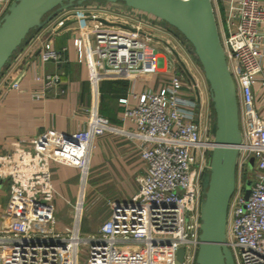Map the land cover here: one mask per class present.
I'll list each match as a JSON object with an SVG mask.
<instances>
[{"label":"built area","instance_id":"2783aa9c","mask_svg":"<svg viewBox=\"0 0 264 264\" xmlns=\"http://www.w3.org/2000/svg\"><path fill=\"white\" fill-rule=\"evenodd\" d=\"M12 1L0 0V19ZM219 1L230 5V32L220 35L237 87L242 133L227 242L235 264H264V107L257 100L258 92H264V1L212 0L213 7ZM78 11L93 22L91 30L85 28L73 38L77 59L88 68L92 105L83 128L71 133L47 131L28 143L16 140L10 150L0 151V182H8L10 194L20 201L19 211L0 230V264H176L180 249L184 250L182 264H197L202 177L215 145V116L201 67L188 45L141 11L93 4ZM99 18L116 25H105ZM64 24L57 21L51 32ZM168 46L178 53L191 77L178 69ZM65 51L67 47L57 49L50 40H41L43 62L61 66L67 62ZM14 60L0 76V93L20 88L23 74H12L18 59ZM160 73L169 74V79L159 89L131 92L135 100L131 104L128 98L120 99L125 106L123 120L132 124L130 128L114 125L99 113L104 75L134 79L138 74ZM58 80V75H46L34 98H44ZM107 133L133 141L145 169L137 176L135 195L111 203L108 219L84 237L91 160L96 139ZM251 161L253 177L246 199ZM52 163L79 171L80 191L69 228L60 224L55 213L58 193Z\"/></svg>","mask_w":264,"mask_h":264},{"label":"crops","instance_id":"0c3cea01","mask_svg":"<svg viewBox=\"0 0 264 264\" xmlns=\"http://www.w3.org/2000/svg\"><path fill=\"white\" fill-rule=\"evenodd\" d=\"M90 4L98 5L93 2L85 5ZM82 6L58 13L15 55L14 59L18 61L11 70L12 74L22 73L23 76L19 89L2 90L0 93V151L10 150L16 140L28 143L47 131L71 133L85 126L88 109L92 105V94L87 65L85 61H78L73 38L85 28L91 30L93 22L87 20L85 14L79 13ZM214 11L220 33L229 34L230 5L219 1L218 6H214ZM59 20H64L65 23L79 21L61 31L58 28L53 34L51 28ZM42 39L50 40L57 49L67 47L64 52L67 62L61 66H56L53 62H43L40 59ZM46 75H58L59 80L53 89L46 91L44 98L35 99L33 95L42 90L41 81ZM38 77L40 82L37 81ZM168 79L167 73L138 74L134 79L128 76L104 75L100 84L99 113L102 115V111L105 112L110 123L114 125L130 128L132 124L123 120L125 106L120 99L128 98L130 104L134 103L131 92L157 90ZM255 89L258 90L259 85ZM60 90H64V94H57ZM258 94L257 100L264 107V92L259 91ZM51 168L54 188L58 193V200H54L55 213L60 224L69 228L70 225H66L61 219L66 217L65 206L72 204L78 197L79 171L57 163H52ZM144 169L145 164L133 141L107 133L96 139L91 161V184L87 183V189L91 188L90 193L98 189L99 192L95 193L102 198L100 204L108 207L109 217L111 203L126 202L135 195L138 189L135 178ZM114 181L124 183L121 191H114ZM104 196L109 197L104 199ZM19 206L20 201L9 192V183L0 182V230L9 225L19 211Z\"/></svg>","mask_w":264,"mask_h":264},{"label":"water","instance_id":"95a60500","mask_svg":"<svg viewBox=\"0 0 264 264\" xmlns=\"http://www.w3.org/2000/svg\"><path fill=\"white\" fill-rule=\"evenodd\" d=\"M88 2L119 4L150 15L176 31L191 48L208 84L215 116L212 127L215 145L209 157L208 171L202 177L204 199L196 262L235 264L227 242V227L229 208L237 187L241 121L237 87L221 41L212 0H13L0 19V76L33 30L43 29L58 13ZM76 21L79 20L66 22L59 31ZM98 21L108 26L116 25L103 18ZM168 47L177 58L178 69L191 77L178 53ZM195 93L199 101L197 89ZM251 183V179L246 181V199ZM183 261L184 250L180 249L176 264Z\"/></svg>","mask_w":264,"mask_h":264},{"label":"rangeland","instance_id":"374dc122","mask_svg":"<svg viewBox=\"0 0 264 264\" xmlns=\"http://www.w3.org/2000/svg\"><path fill=\"white\" fill-rule=\"evenodd\" d=\"M101 6H107L110 8L118 7V9L125 8L123 5H119V4H116L115 6L112 4H102ZM148 16H150V15H148ZM150 18H154V17L150 16ZM160 24L162 26L166 27L167 29L169 28V26L163 24L162 22H160ZM169 29L172 30L171 28H169ZM173 32L186 45H188L187 42H185V40L181 36L177 35L176 31L173 30ZM188 48H189V45H188ZM163 70H164V68L161 71H163ZM4 72H5V70H4ZM249 167L251 169H250V172L248 174L247 180H249L253 177V168L250 165H249ZM136 179H137V176H136L135 180ZM89 183L91 184V170H90V177H89L88 184ZM136 183H137V181H136ZM123 186H124V183H118L116 181H114V183L112 184L114 191H118V192L121 191ZM88 187H90V185ZM137 187H138V183H137ZM87 190H88V192L86 193V198H85V202H84V210H83L84 212H83V221H82V224H84V227L82 230L84 237H88L89 235L93 234V232H96L100 228V226L108 218V211L107 210H109V209H107L108 207H105L104 204H100V201H102V198L99 197V194L95 193L96 191H98L97 188L93 190V193H90L91 188H88ZM104 197H105L104 199H107V197H109V196H104ZM55 200H58V194L55 195ZM75 201L72 204L65 206L66 207V217L62 218L61 220L66 225L69 224L71 226V224H72V218H73V213H74L73 212L74 211L73 205L76 204ZM58 220H60V219L58 218ZM84 221H85V223H84Z\"/></svg>","mask_w":264,"mask_h":264},{"label":"trees","instance_id":"16d2710c","mask_svg":"<svg viewBox=\"0 0 264 264\" xmlns=\"http://www.w3.org/2000/svg\"><path fill=\"white\" fill-rule=\"evenodd\" d=\"M169 28H170V27H169ZM169 28H168V29H169ZM171 31H173V30H171ZM38 32H40V29H39V30H33V31L30 33V35H29V37H28V39H27V42H29V40H30L35 34H37ZM27 42H26V43H27ZM6 68H7V67H6ZM6 68H5V69H6ZM5 69H4V70H5ZM105 114H106V113L102 111V116H104ZM104 117H106V115H105ZM106 118H107V117H106ZM107 119H108V118H107ZM108 120H109V119H108ZM86 221H87V220H86ZM84 223H85V221H84ZM83 227H84V224H82V230H83Z\"/></svg>","mask_w":264,"mask_h":264}]
</instances>
